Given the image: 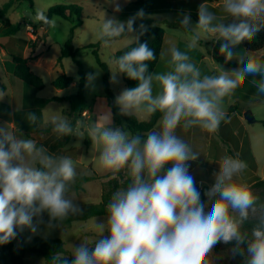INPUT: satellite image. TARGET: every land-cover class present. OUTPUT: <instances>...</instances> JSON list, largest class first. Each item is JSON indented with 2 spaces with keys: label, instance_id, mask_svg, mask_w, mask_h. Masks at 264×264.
<instances>
[{
  "label": "clouds",
  "instance_id": "1",
  "mask_svg": "<svg viewBox=\"0 0 264 264\" xmlns=\"http://www.w3.org/2000/svg\"><path fill=\"white\" fill-rule=\"evenodd\" d=\"M110 2L114 11L121 10L116 0ZM222 10L231 22H214V14L203 6L195 28H190L189 15L183 17L181 27L193 33L189 50L198 47L203 32L221 42L220 55L231 61L234 49L264 30V0H223ZM144 15L141 9L126 22L104 17L97 39L105 47L119 37L132 39L135 46L115 59L111 82H118V74H126L138 83L123 90L115 103L125 116L160 112V131H150L146 137L132 135L112 126L110 110L89 126L101 170L113 177L126 171L131 183L112 195L106 223L96 224L100 236L108 235L97 239L94 247L87 243L74 246L71 259L57 253L52 264H215L208 257L221 242H234L233 253L245 257V264H264V204L258 206L259 198L250 187L238 182L247 164L238 157L222 159L214 184L204 193L211 202L209 208L188 171V162L199 157L175 134L181 124L185 129L199 127L215 133L226 120L224 98L249 76L259 77L252 83L264 95V60L240 57V67L225 70L218 65V74L202 76L188 53L173 46L169 49L172 70L150 74L147 62L155 60L156 54L147 42L132 35L137 31L135 21ZM39 18L55 26L42 12ZM146 31L141 23L140 35ZM98 74L89 73L88 83ZM154 81L160 89L155 95ZM27 119L31 124L38 122L34 112ZM48 123L59 137L74 132L62 116L52 115ZM75 177L71 158L49 155L33 140L19 139L9 128L0 127V245L11 242L17 229L35 232L33 218L44 212L56 221L80 213L66 195ZM257 213L255 226L250 232L243 230L250 215Z\"/></svg>",
  "mask_w": 264,
  "mask_h": 264
},
{
  "label": "rangeland",
  "instance_id": "2",
  "mask_svg": "<svg viewBox=\"0 0 264 264\" xmlns=\"http://www.w3.org/2000/svg\"><path fill=\"white\" fill-rule=\"evenodd\" d=\"M9 1L10 0H0V10L3 5ZM169 1L175 2L167 3ZM169 1H164L161 3L157 0H146V2H144L143 0V4L138 5L136 3L137 0H116V3L120 5L121 9L119 12L114 11L115 5L111 3L110 0H33V5H31L27 1L16 3L10 9L8 15L6 16V20L7 22H10L12 24H20L21 30L17 35L9 38L6 41V48L8 50L7 53L9 54L7 58L12 59V54L22 57H31L32 55H35L36 58L31 59L28 65L30 66V68H32V71L35 74L43 79L45 84L43 90H37L27 85L20 79L14 77V75L13 77H11V73H13L14 70V65L11 63H6V68L9 75H6L2 78L3 82L7 84L9 88L10 85H12V82L15 85L16 89H18V92H20L21 89H24V87L27 88L36 102L34 108H28L25 111L26 113L17 118V124L22 132L18 135L14 133L16 137L25 140L31 139L34 142L37 140V147L44 146L48 148L47 144H42L44 143L43 141L48 139L49 145H56L58 142L57 140L60 137L52 131V126L50 123H48V121L52 115H59L71 122L72 118L70 116V105L67 101H54L51 103H47V100L56 96L68 97L76 93L78 90L80 79L79 68L74 59L65 58L62 60L61 64H58V58L61 56V50L67 40L70 38V30L74 25V22L65 20L62 17L56 15L52 18V21L55 22V26L45 27L40 23L38 19H36L33 13L39 15V13L42 12L46 16L48 10L56 5L76 4L84 8L82 17L83 24L81 27L77 28L74 33L73 45L78 50L76 60L81 63L86 76L84 94L86 99V106L90 107L95 99L104 96L103 78L105 75V70L98 64L95 56L93 55L92 49L87 48L89 45L99 42V40L97 39V33L100 30L103 18H114L116 20L126 22L129 18L134 17L136 13L142 9L145 15L143 19H137L135 23L144 24V22H147L148 20L146 15H151L158 11L157 13H159L161 17H165L169 20H182L185 15H189L191 20L190 28H195L199 18L197 16L198 13L196 12V9H198L200 5V0ZM212 7L215 9H213ZM205 8L209 12L214 10L215 12H218V15L222 16L220 19H216L218 20V22H225L230 18L226 13L223 12L222 3L220 2V0H213L212 2H208L207 7ZM170 9L175 12H170ZM27 12H31L33 14L34 21H30L26 17ZM149 21L152 23V20L149 19ZM170 29L173 30H169V34L173 35L176 38L175 40H178V44L181 45V48L187 47L192 35L189 32H186L184 29H181V27H174ZM132 35L138 36L137 32H134ZM200 37L201 38L198 47L189 50L190 53L188 54L191 55L190 57L193 59L191 62L200 69L201 75L203 76L206 75L207 70L206 65H204L203 61L201 60L202 57L207 55L209 53L208 51L211 49L213 50V52L215 50L216 53H219L221 42L216 41L215 44L210 43L208 39H205L207 38V34L203 32L200 33ZM203 41L205 43H202ZM34 43H36L35 46ZM131 44H133L132 39L128 36H124L114 40L109 47H105L103 46V44L100 47V59L108 67L110 86L111 89L115 92L114 94H116V97L123 90L127 89V87L123 81L121 74H118V82H111L110 70H116L115 54ZM234 52L236 53L233 57L235 61H238L240 57H243L245 59H247L248 57H256L260 59L262 56H264V50L261 52H249L243 48L242 44L234 49ZM97 72L99 73L97 78L91 84H89L87 81V75L89 73L95 74ZM0 73H2V71H0ZM63 74L74 77L75 84H72L69 88H66L64 90H58L54 87L53 82ZM9 88L6 92H0V100L4 103H7L10 98L13 97L15 109L20 111L18 93H11V90ZM230 97V95L225 97L222 105L227 100H230V102H232ZM229 105H233L234 107H236L234 102ZM248 110H251L252 112L254 111L252 108ZM29 112L36 113L38 117L37 124H31L28 121L27 115ZM257 112H260V109H258ZM84 116H89L88 112L84 111L83 119L78 121L77 128L72 134V139L70 140L68 145L61 151V154L59 156H55L50 151H48L49 149L45 148L49 155L55 157L71 158L76 169V176H88L93 173L97 175V178L95 180L88 182H80L79 180L75 179V181L71 184L69 191L66 193L67 197L72 199L74 203L79 206V208H82L85 205L89 204H98L101 201L102 189L104 184L109 179L113 178L112 175L110 176L109 173L101 170V168L99 167L98 152L93 148L92 144L90 146H87L86 144V135L88 134V128L92 124H88ZM139 117L141 119H146L145 114H139ZM149 119L150 117L148 118V120ZM251 124V126L249 125L251 129L248 133L250 135H254L257 140L262 139L261 141H263L264 150V126L261 123ZM0 127H7L11 130L9 123H1ZM47 128H49V130ZM124 128L128 130L126 127ZM45 130H47L48 133ZM30 134L33 135L36 140L33 139L32 136H29ZM64 137L65 136L61 137V139L63 140ZM200 143L204 148L205 142L202 141ZM201 150L203 149L201 148ZM243 155L246 156L249 160L251 159L247 154L246 149ZM246 157H243L241 159L243 161H247L248 159ZM204 159L205 157L202 156L201 160ZM188 171L189 174L194 177L196 183L197 181L204 180L205 178L206 180L210 178V180H207L210 183L209 185H213L215 182L216 172L209 173V171H206L205 169H199L198 167L194 168L192 167L191 163H188ZM244 173L245 172H243L245 181L238 182L246 183L249 187L259 180H264V154L259 158L260 175L253 172L247 174ZM115 177L119 178L120 182H124L123 180L128 177V175L126 171H121V174H117ZM77 185L83 186L85 190L77 192L75 190V187ZM200 190L201 196L205 197V204L210 208L211 202L204 195L208 188H202ZM257 215L258 213L256 215L250 216L256 217ZM106 219L107 217H94L87 221H77L75 223H72V225L70 226H66L51 222L47 220L43 214H41V216L33 218V224L36 226L35 232H32L28 228H24L23 230H16V237L12 240L14 245L13 250L16 254H19L21 245L23 243L31 241L34 236H41L45 238L63 240L65 242L66 250L69 251L72 255L74 246L80 243H87L90 247H94L93 243L97 239L103 238L104 236L108 235V233L105 232L102 236H100L101 233L96 228L97 223H106ZM7 244L0 245V259L4 264H11L9 253L4 250V246ZM233 247V243H218L214 247L208 259L215 261V264H243L242 256L235 255L233 253ZM24 260L26 264H47L44 258L34 254L25 255Z\"/></svg>",
  "mask_w": 264,
  "mask_h": 264
},
{
  "label": "trees",
  "instance_id": "3",
  "mask_svg": "<svg viewBox=\"0 0 264 264\" xmlns=\"http://www.w3.org/2000/svg\"><path fill=\"white\" fill-rule=\"evenodd\" d=\"M22 1H27L31 5L34 4L33 0H10L9 2L5 3L3 7L0 10V48L7 51L6 48V41L17 35L20 30L21 26L20 24H12L10 22H7L6 16L8 15L10 9L16 4L20 3ZM208 2H212L213 0H206ZM138 5L143 4V0H137L136 2ZM84 13V8L82 6L71 4V5H56L51 7L48 12L46 13V17L49 20H52L54 16H60L65 20L73 21L74 25L72 26L70 30V38L65 43L64 47L61 50V56L58 58V64L62 63V60L65 58H72L76 62L79 68V85L78 90L76 93L68 96V97H53L49 100H47V103L51 102H58V101H67L70 105V116L72 118V121L70 122L73 129L75 130L77 128V123L79 120L83 119V114L85 111L86 106V99H85V83H86V76L84 73V69L80 62L76 60L77 52L78 50L73 45V36L77 28L81 27L83 24L82 17ZM36 19L40 21L41 24H43L45 27H48L49 25L44 24L43 21L40 20L39 15L36 13H33ZM231 22V17L225 21V23ZM144 24L147 26V31L144 32L143 35H140L139 32V23L134 24V28L137 29V34L139 36V42H147L149 47L152 48L156 54V59L152 61H148V71L150 74H153V71L155 70L157 64L159 63V60L161 58L163 43H164V37H165V29L159 26H152L150 25L149 20L147 22H144ZM170 28L174 27H181V24L179 22L177 23H170ZM124 37V36H123ZM121 38V37H119ZM116 38V39H119ZM115 39V40H116ZM36 43H34L35 46ZM243 48L246 51L249 52H261L264 50V30L258 32L251 40H245L241 43ZM102 45V42L99 41L96 44H91L87 48L92 49L93 55L95 56L98 64L105 70V75L103 78V89H104V95L107 99L108 105L111 108L112 114H113V120L117 127H126L132 134H144L149 131H151L158 123V121L161 119L162 114L160 112H156L155 114H152L150 116V119L148 121L142 122L140 121L136 116H125L120 114V110L118 106L115 103L116 96L111 89L110 82H109V71L108 67L105 63H103L100 59L99 51L100 47ZM135 46V44H131L121 51H118L115 54L116 57H119L120 55H123L125 51H128L130 47ZM12 57V64L14 65V76L27 85L37 89V90H43L45 87L43 79L35 74L30 66L28 65L29 61L31 59H35L36 56L32 55L31 57H22L18 55H11ZM260 60H264V57L260 58ZM241 66V65H240ZM124 83L126 84L127 89L133 88L137 86V81L129 79L126 74H121ZM75 82V78L71 76H67L66 74L61 75L58 77L54 82L53 85L58 90H64L66 88H69L73 83ZM235 107H231L230 111H232ZM40 113V112H38ZM40 115V114H39ZM260 123L264 126V121H260ZM49 130V128H47ZM47 133L48 131L45 130ZM44 131V132H45ZM32 136L33 135H29ZM58 138V142L56 145H49V139L43 141V145L47 144L49 151L54 154L55 156H59L61 154V151L68 145L70 140L72 139V134L65 136L64 139L60 140ZM36 140V139H35ZM37 141V140H36ZM86 144L87 146H90L92 144L90 137L88 134L86 135ZM121 174V172L119 173ZM111 176V174H110ZM97 178V175L95 173L91 175H78L75 177V179L79 180L80 182H88L95 180ZM124 182H120V179L117 177H113L109 179L103 186L102 189V197L101 201L98 204H89L85 205L84 207L80 208V213L76 215L70 214L67 218L63 220H50V217L47 212L42 213L45 218L51 222L59 223L62 225L70 226L72 223H75L77 221H87L89 219H92L94 217H107V204L109 203L112 195L118 191L127 188V186L131 183V178L128 176L124 180ZM200 190L199 187H197ZM250 189L256 195L258 200V206L260 204H264V180H259L255 183H253L250 186ZM75 190L77 192L84 191L85 188L81 185H77L75 187ZM201 200L205 203V197L201 196ZM259 215V213H258ZM256 217L249 218L248 221L245 222L243 225V230L249 231L253 226H255L257 222ZM234 244V242H233ZM13 242H9L7 245L4 246V250L9 253L11 264H26L24 257L27 254H34L39 257L44 258V260L47 262V264H52L53 257L60 253L63 257H67L71 259V254L69 251L66 250L65 242L61 239H51V238H45L41 236H34L31 241L25 242L21 245L20 253L16 254L13 250ZM242 262L245 264V257L242 256ZM0 264H4L3 261L0 259Z\"/></svg>",
  "mask_w": 264,
  "mask_h": 264
},
{
  "label": "crops",
  "instance_id": "4",
  "mask_svg": "<svg viewBox=\"0 0 264 264\" xmlns=\"http://www.w3.org/2000/svg\"><path fill=\"white\" fill-rule=\"evenodd\" d=\"M157 1L162 3L164 1H169V0H157ZM144 2H146V0H144ZM171 2H175V1H169L167 3H171ZM220 2L223 3V0H220ZM207 3L208 1L206 0H200V5L198 9H196L197 10L196 12L198 13L200 6L207 7ZM157 12L158 11H156L154 14L146 15L148 20L149 19L152 20V23L149 21L150 25L159 26L165 29V37H164L161 58L155 70L153 71V75L164 74L172 70L173 66L170 63L171 57L169 52V49L171 47L174 46L182 52L190 53L187 47L181 48V45L178 44V40H175L176 38L173 35L169 34V30H173L170 29L169 24L177 23V22L180 23L181 20L179 19L169 20L166 19L165 17H161ZM170 12L173 13L175 11L170 9ZM210 12L214 14L216 19H220L222 17L218 15L217 14L218 12H215L214 10ZM214 22L218 23V20H215ZM153 24H160V25H153ZM181 29L183 28L181 27ZM189 33L193 35L192 32ZM205 39H208L212 44H215L216 42V38L208 34H207V38ZM202 43L205 42L203 41ZM7 52L8 50L6 51L0 48V71H2V73H0V92L2 93L3 91L5 92L8 91L9 88L8 85L5 84L2 79L6 75H9L6 68V63L12 64V59L7 58L9 56ZM208 52L209 53L203 56L201 59L203 61V64L206 65V70H207L206 75L218 74V65H222L225 68V70H231L240 67L238 61H235L234 59H232L231 61H225L224 56L220 55L219 53H216L215 50L213 52V50L211 49ZM190 60L192 61L193 59L190 57ZM13 75L14 72L11 73V77H13ZM254 79L258 80L259 77H251V76L247 77L243 85L238 87L230 95L231 101L234 102L236 106L232 111H230V108L233 107V105H229L232 103L230 102V100L225 101V103L222 105L224 111L226 112V120L221 122L218 130L215 133H209L205 130L200 129L199 127H191L185 129L182 124L180 127L176 129L175 134L185 143H187L189 147L192 149V151L196 153L200 158V159L198 158L195 161L188 162L192 164V167L205 169L206 171H209V173H213V172L217 173L219 171V163L222 161V159L225 156H233L241 159L243 157H246L243 155L246 149V152L251 159L249 160L246 157L248 160L244 161L247 164L245 171H243L245 172L244 174L252 173V172L255 174H259V158L261 155L264 154L263 141H261L262 139L257 140L254 135H250L248 133L251 129L250 126L252 124L251 123L247 124L249 122L245 119V113L251 111L248 109L252 108L254 110L253 111L254 113L252 111L251 112L255 117L254 123H260V121H264V110H263L264 95H260L257 93L256 87L252 83ZM11 84L12 85H10L9 88L11 90V93L17 92L19 96L20 111L15 109L13 97L10 98V100L7 103H4L0 100V124L9 123L11 130L16 135H18L22 131L21 129H19V126L17 124V118L23 115L24 113H26L25 111L28 108L30 109H32L31 107L34 108L36 102L27 88L24 87V89H21L20 92H18V89H16L15 85L12 82ZM73 84H75V82ZM159 90H160L159 85L154 81L153 95L157 94ZM258 109H260V112H257ZM109 110L111 111V108L108 105L105 95L98 97L97 99H95V101H93V104L90 107L85 106V112H88L89 114V116H84L85 120L88 124L89 123L92 124L93 122H96L98 120L99 116L105 114ZM139 114H144V113L142 112L136 113L134 114V116H136L142 122L147 121L148 118L150 117L149 115L145 114L146 119H141L139 117ZM111 118L113 122L112 126L117 127L113 120L112 111H111ZM160 120L151 131H160ZM147 133L139 134V135L142 137H146ZM202 141L205 142L204 148L200 143ZM35 143L37 145L38 141H35ZM200 146L203 150H201ZM202 156L205 157L204 160H201ZM243 172L240 174L239 181H245V176L243 175ZM207 180H210V178H208ZM207 180L205 178L204 180L197 181V183L195 182L196 187H199L200 189L202 188L210 189L212 185H209L210 183Z\"/></svg>",
  "mask_w": 264,
  "mask_h": 264
},
{
  "label": "water",
  "instance_id": "5",
  "mask_svg": "<svg viewBox=\"0 0 264 264\" xmlns=\"http://www.w3.org/2000/svg\"><path fill=\"white\" fill-rule=\"evenodd\" d=\"M26 17L30 20V21H34V16L31 12H27L26 13ZM245 119L249 122V123H254L255 122V117L253 116L251 111H248L247 113H245Z\"/></svg>",
  "mask_w": 264,
  "mask_h": 264
}]
</instances>
